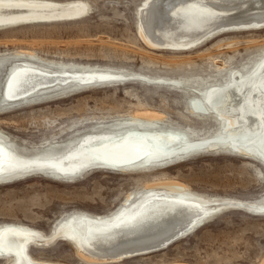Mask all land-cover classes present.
Returning a JSON list of instances; mask_svg holds the SVG:
<instances>
[{
    "label": "rangeland",
    "instance_id": "1",
    "mask_svg": "<svg viewBox=\"0 0 264 264\" xmlns=\"http://www.w3.org/2000/svg\"><path fill=\"white\" fill-rule=\"evenodd\" d=\"M80 1L87 8L77 17L0 26L1 138L31 157L60 150L91 131H123L139 120V125L181 131L187 141L209 143L179 152L173 156L192 153L171 162L159 161L173 156L125 169L91 165L65 177L32 170L5 179L0 182V227L21 225L50 237L72 214L111 216L153 185L177 182L216 208L201 225L162 249L90 262L72 242L57 236L29 243L28 251L35 259L64 264H261L264 165L255 154L212 141L220 136L221 126L214 115L191 109V99L227 83L233 69L250 72L264 55V27L215 33L188 49L157 48L139 32L138 11L144 0ZM22 61L116 76L2 101L6 72ZM148 116L151 119H138ZM217 204L235 206L221 209ZM11 261L0 257V264Z\"/></svg>",
    "mask_w": 264,
    "mask_h": 264
},
{
    "label": "bare ground",
    "instance_id": "2",
    "mask_svg": "<svg viewBox=\"0 0 264 264\" xmlns=\"http://www.w3.org/2000/svg\"><path fill=\"white\" fill-rule=\"evenodd\" d=\"M86 8V3L80 0H0V26L69 19L82 15ZM138 17L139 32L151 47L188 49L215 33L264 27V0H144ZM114 76L96 69L75 71L65 66L50 69L40 63L22 61L7 70L1 99L15 102L46 94L55 86L71 82L89 85ZM199 95L200 98L191 99V109L214 115L221 126L220 136L212 141L255 154L264 162L260 156L264 149V55L250 72L245 74L244 69H233L227 83L213 85ZM138 119L149 120L151 116ZM133 123L135 126L123 131H91L60 150L49 149L31 157L17 153L0 136V182L32 170H47L52 175L65 177L91 165L125 169L209 143L187 141L183 132L159 129L162 126L139 125V120ZM190 153L159 162H171ZM152 187L133 203L125 205L126 201L111 216L84 213L65 216L50 237L21 225L0 227V257H12L10 264H64L35 259L27 248L31 242L61 236L72 242L78 253L90 262L118 261L164 248L168 242L201 225L216 208L177 182H162ZM217 206L223 209L235 205ZM204 216L207 217L201 220Z\"/></svg>",
    "mask_w": 264,
    "mask_h": 264
},
{
    "label": "water",
    "instance_id": "3",
    "mask_svg": "<svg viewBox=\"0 0 264 264\" xmlns=\"http://www.w3.org/2000/svg\"><path fill=\"white\" fill-rule=\"evenodd\" d=\"M256 159H258V161L261 163V164H263L264 165V162L261 160V159H259V157H256ZM170 242H168L167 243V245L169 244ZM162 248V247H161ZM160 248H157L156 250H159Z\"/></svg>",
    "mask_w": 264,
    "mask_h": 264
},
{
    "label": "snow or ice",
    "instance_id": "4",
    "mask_svg": "<svg viewBox=\"0 0 264 264\" xmlns=\"http://www.w3.org/2000/svg\"><path fill=\"white\" fill-rule=\"evenodd\" d=\"M260 156H261V157H264V149L261 150V152H260Z\"/></svg>",
    "mask_w": 264,
    "mask_h": 264
}]
</instances>
